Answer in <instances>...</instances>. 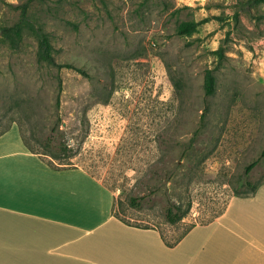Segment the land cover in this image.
I'll return each instance as SVG.
<instances>
[{
    "label": "rangeland",
    "instance_id": "374dc122",
    "mask_svg": "<svg viewBox=\"0 0 264 264\" xmlns=\"http://www.w3.org/2000/svg\"><path fill=\"white\" fill-rule=\"evenodd\" d=\"M186 21L197 31L179 35ZM44 36L56 64L39 61ZM13 126L45 162L102 181L121 220L172 243L264 185V1L0 0V134Z\"/></svg>",
    "mask_w": 264,
    "mask_h": 264
},
{
    "label": "crops",
    "instance_id": "0c3cea01",
    "mask_svg": "<svg viewBox=\"0 0 264 264\" xmlns=\"http://www.w3.org/2000/svg\"><path fill=\"white\" fill-rule=\"evenodd\" d=\"M114 205L102 181L51 167L17 126L0 135V264H264V185L173 246Z\"/></svg>",
    "mask_w": 264,
    "mask_h": 264
},
{
    "label": "trees",
    "instance_id": "16d2710c",
    "mask_svg": "<svg viewBox=\"0 0 264 264\" xmlns=\"http://www.w3.org/2000/svg\"><path fill=\"white\" fill-rule=\"evenodd\" d=\"M255 1L256 0H253V1L250 0V4H253V2H255ZM261 1H264V0H261ZM198 24L199 23L194 22V21L183 22L179 26L177 32H178L179 35H192V34H194L197 31ZM21 33H22V27L18 26V25L13 26L11 28H5V36L9 37L13 41H16V38H18V36H20ZM216 53L219 54L221 57H224V55H225L224 54V47L221 46L216 51ZM38 56H39V61L40 62H45V63H48V64H56L54 56H53V46H52L51 41H50L48 36H44V37L40 38ZM58 66L60 68L74 69V70L78 71L81 74L87 75L86 72L83 69H80V68H78V67H76V66H74L72 64H59ZM59 86H60V91L58 93L57 101H56V104H57L58 108L60 107L61 101H62L61 100V92H62V90H61L62 78L61 77H59ZM205 91H206V93L208 95H213L215 93V91H216V77L214 75V71L211 70V69L207 70L206 75H205ZM8 130H10V128H8L7 130L3 131V133H1V134H4ZM57 130H58V127L55 126L53 128V133H55ZM23 139H24L26 145L31 149V151H33L35 153H39V152L36 151L35 148L29 146V144H28V142L26 141L25 138H23ZM263 155H264V152H263ZM257 163H258V161H254L253 163H251L248 166V168H247V173H249L257 165ZM47 164H49L51 167L57 168L52 163H47ZM246 184L249 187L252 186L250 181H248ZM259 187H252L251 191H249V192H241L240 190H235V196L236 197H251L257 192ZM183 217H184V213L182 212V208L180 206L168 207V209H167V219L169 220L170 223L174 224V223L178 222L179 220H181ZM193 227H191L190 229H192ZM144 228H147V227H144ZM189 230H187L181 237H183ZM163 238L165 239L164 235H163ZM179 239H177L176 241H174L172 243L168 242L166 239H165V241H167L168 245L173 246Z\"/></svg>",
    "mask_w": 264,
    "mask_h": 264
}]
</instances>
